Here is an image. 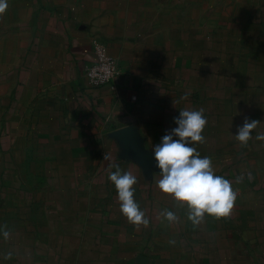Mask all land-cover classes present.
Wrapping results in <instances>:
<instances>
[{"label": "crops", "instance_id": "crops-1", "mask_svg": "<svg viewBox=\"0 0 264 264\" xmlns=\"http://www.w3.org/2000/svg\"><path fill=\"white\" fill-rule=\"evenodd\" d=\"M159 1L8 0L0 14V183L8 175L19 177L20 161L31 177L36 173L30 169L41 164L40 182L49 187V200L74 205L63 216H98L97 221L82 217L80 229L57 227V238L33 236L26 246L45 251L42 264L48 263V251L62 257V245L53 241L63 230L75 232L79 241L75 259L90 258V264H264V182L256 166L264 148L238 150L232 134L245 117L233 115L226 104L217 107L218 115L221 108L228 111L227 128L206 113V65L197 67L195 56L196 48L206 52V37L196 36L193 22L189 26L172 11L189 0H166L165 9L154 15ZM261 4L264 11V0ZM98 47L106 49L115 67L112 88L91 87L85 77ZM196 76L203 86L195 84ZM259 83L253 93L264 91V72ZM251 96L257 106L258 97ZM193 108H203L207 118L205 141L194 147L201 156L219 160L213 164L216 174L229 179L237 192L229 215L206 216L196 226L187 220L186 207L156 187L159 170L151 154L175 127L178 111ZM254 113L259 118L257 109ZM7 137L12 142L4 148ZM112 164L137 177L134 198L148 226L134 225L121 214L107 180ZM77 185L91 188L85 193L76 191ZM61 188L66 196L84 197L68 203ZM162 209L176 212L178 220L164 221ZM20 210L15 217L0 210V227L15 238L7 241L11 251L21 247L16 234L35 213ZM154 215L160 220L152 225ZM1 240H6L2 232Z\"/></svg>", "mask_w": 264, "mask_h": 264}, {"label": "rangeland", "instance_id": "rangeland-1", "mask_svg": "<svg viewBox=\"0 0 264 264\" xmlns=\"http://www.w3.org/2000/svg\"><path fill=\"white\" fill-rule=\"evenodd\" d=\"M160 1L158 7L153 10L154 15L155 13L158 15L160 11L165 9L166 0ZM261 1L189 0L188 3L181 1L178 4L179 6L172 10L179 16L180 21H189V26L193 22L196 36L206 37V52L204 53L201 49L196 48L195 53L197 67L199 64L206 65V85L204 86L206 90L204 96L206 98V107L204 108L206 113L212 114L213 121H222L221 126L224 125V128H227L225 124L227 117L225 115L228 114V111L225 108L228 107L232 110L233 115H239L240 113L245 118L260 122L257 128L253 130V137L247 145L242 146L236 140L238 150L243 154L244 152L255 153L264 148V139H256L258 133H264V91L253 93L258 87L257 85L260 84L264 72V11L261 10L263 8ZM160 7H163V9ZM259 12L261 13L259 14ZM202 59H204L203 62ZM241 72L243 73L240 74ZM195 80L198 81L195 83L196 85H204L201 83V76H196ZM251 95L258 97L257 106L251 105ZM241 100L242 102H240ZM222 104H226V106L225 108L223 106L224 109L220 107V114L218 115L219 108L217 106ZM256 109L259 118L252 114L254 111L256 112ZM245 118L236 122L237 125L239 122L243 123ZM229 120L231 118L227 119V121ZM5 125H7V133L11 135V121H8ZM9 138L7 137L3 141L4 148L11 144L12 139ZM212 162L214 164L219 160L214 159ZM259 164H256L257 174L261 182H264V159H260ZM25 166L24 162L20 161L17 166L19 177L14 176V179H11L8 175L3 178L5 183H0V210L9 217L20 214L22 212L20 209L32 210L35 213L33 219L28 218L29 222L24 223L23 231L16 234L22 237L18 241L21 246L19 249L11 251L7 243L11 239H15L14 237L8 236L4 242L0 241V264H42V255L45 251L40 247L32 251L26 246V243H30L33 236H39L40 239L47 241L60 235L59 232L61 231L57 227L80 229L84 224L82 218L84 216L88 217L90 221L98 220L96 214L80 213L81 217L74 220L72 217L63 216L66 213L64 211L72 210L74 205L63 206V202L57 199L49 200V187L41 184L42 181L44 182L42 171L38 168L41 164H37V169H30L31 172L36 173L32 177L27 174ZM50 173V171H46L47 176ZM91 180L92 178L86 180L85 183ZM27 188L29 193L26 190ZM90 188L89 186L81 187L80 185L74 187V189H77L76 191L83 190L85 193ZM61 189L64 191V199H69L70 202L68 203L73 202L76 197L79 199L84 197L77 195L76 192H70L66 196L68 193L65 190L66 188ZM16 195L23 199H16ZM88 195L90 196L91 192ZM75 208H79V206L76 205ZM53 215L58 216L53 217ZM154 216L156 218H154L152 225L155 224L156 219L160 220L158 215ZM60 237V240H54L53 243L62 245V257L60 258L57 254L48 251L49 259L46 264H90L88 262L90 258L75 259L79 242L75 232L63 230Z\"/></svg>", "mask_w": 264, "mask_h": 264}, {"label": "clouds", "instance_id": "clouds-1", "mask_svg": "<svg viewBox=\"0 0 264 264\" xmlns=\"http://www.w3.org/2000/svg\"><path fill=\"white\" fill-rule=\"evenodd\" d=\"M7 8L8 0H0V14ZM259 123L245 118L232 135L242 146L247 145ZM174 124L175 127L152 146L151 154L159 170L156 187L181 207H186V218L193 226L199 225L206 216L220 218L229 215L237 198L232 182L216 174L212 158L201 156L194 147V144L205 141L202 134L207 124L204 109L180 110ZM256 139H264V133H258ZM108 169L107 180L116 190L121 214L134 225L148 226L150 220L134 198L137 177L122 171L119 164L109 165ZM242 179V176L237 177V181ZM160 216L168 223L178 220L176 212L170 209H162ZM0 232L5 238L10 234L3 227Z\"/></svg>", "mask_w": 264, "mask_h": 264}, {"label": "built area", "instance_id": "built-area-1", "mask_svg": "<svg viewBox=\"0 0 264 264\" xmlns=\"http://www.w3.org/2000/svg\"><path fill=\"white\" fill-rule=\"evenodd\" d=\"M115 75V67L113 62L107 55L104 47L96 49V59L87 68L85 77L91 87L99 88L102 86L110 85L113 82ZM112 88V86H111Z\"/></svg>", "mask_w": 264, "mask_h": 264}]
</instances>
